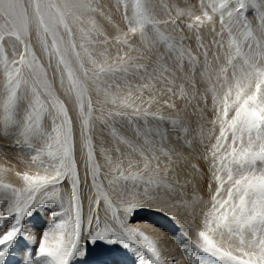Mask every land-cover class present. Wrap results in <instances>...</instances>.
<instances>
[{
  "label": "snow or ice",
  "instance_id": "6c2138e0",
  "mask_svg": "<svg viewBox=\"0 0 264 264\" xmlns=\"http://www.w3.org/2000/svg\"><path fill=\"white\" fill-rule=\"evenodd\" d=\"M147 202L183 210V261L129 222ZM24 241L264 264V0H0V264Z\"/></svg>",
  "mask_w": 264,
  "mask_h": 264
},
{
  "label": "rangeland",
  "instance_id": "374dc122",
  "mask_svg": "<svg viewBox=\"0 0 264 264\" xmlns=\"http://www.w3.org/2000/svg\"><path fill=\"white\" fill-rule=\"evenodd\" d=\"M195 126L196 124H195V119H194L193 127ZM81 177L83 179V167H81ZM193 192H195L196 195L203 196L205 199H207L206 178L198 179L195 185H189L188 188L186 189L185 195L190 198ZM154 208L155 209L160 208L159 210L162 213H164L163 210L165 211V213H167V211H170L169 209L163 207L162 205L153 204L152 202H147V203L142 204L141 207L135 208L133 210V212L129 216V222L133 226H136L135 224L140 221L138 218L143 215H148V212L154 210ZM85 210H87L86 204H85ZM169 217H174V215L172 214ZM175 217L178 218L182 222V224H184V226L187 228L186 230L189 235L188 224L186 223V218H185V215L183 214V210H181L180 213L176 214ZM188 219H191V218L189 217ZM50 220H51L50 214L44 210H41L36 215L28 219L26 223V229L36 238L38 242L40 236L42 235V232L46 230V228L49 226ZM36 246L38 245L32 244L30 241H24V244L21 247L22 251L20 253H23L24 256H26L32 253L33 249ZM107 255L110 257H114L117 255H125V256H133L136 258L137 256H139V252L135 246L125 249L121 245H118V244L117 245H106L103 242H97L96 244H92L91 242H88L86 245H84V253L83 255H81L82 257L81 256L77 257L76 261H78L77 264H81V263L93 264L95 262L101 261ZM24 256H21V260H23ZM82 258H83V261H82ZM11 263L13 262L11 261Z\"/></svg>",
  "mask_w": 264,
  "mask_h": 264
},
{
  "label": "bare ground",
  "instance_id": "6f19581e",
  "mask_svg": "<svg viewBox=\"0 0 264 264\" xmlns=\"http://www.w3.org/2000/svg\"><path fill=\"white\" fill-rule=\"evenodd\" d=\"M159 209L160 208H154L155 211L152 210L148 212V215L140 216L138 218L140 221H137L138 223L135 225L143 227L150 233V235L158 239L160 246L166 255L171 254L170 258L175 257L176 259L183 261L184 254L181 251V248L190 246V236L186 230L187 228L178 218L169 217L172 215L170 211L165 213L163 210L164 213H162ZM21 247L13 253L14 256H12L13 258L11 257L13 263L11 264H17L18 261L22 262L21 256H24V254L20 253L22 251ZM93 264H141L140 253L136 258L125 255H117L114 257L107 255L101 261ZM184 264H187V262L184 261Z\"/></svg>",
  "mask_w": 264,
  "mask_h": 264
}]
</instances>
